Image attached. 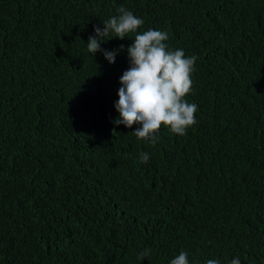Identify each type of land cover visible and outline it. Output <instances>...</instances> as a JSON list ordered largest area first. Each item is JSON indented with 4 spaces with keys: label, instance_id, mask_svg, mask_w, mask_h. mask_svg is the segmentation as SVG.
I'll return each instance as SVG.
<instances>
[{
    "label": "trees",
    "instance_id": "1",
    "mask_svg": "<svg viewBox=\"0 0 264 264\" xmlns=\"http://www.w3.org/2000/svg\"><path fill=\"white\" fill-rule=\"evenodd\" d=\"M120 7L197 57L183 136L162 125L153 145L113 123L128 55L109 64L86 45ZM182 250L264 264V0H0V264Z\"/></svg>",
    "mask_w": 264,
    "mask_h": 264
},
{
    "label": "clouds",
    "instance_id": "2",
    "mask_svg": "<svg viewBox=\"0 0 264 264\" xmlns=\"http://www.w3.org/2000/svg\"><path fill=\"white\" fill-rule=\"evenodd\" d=\"M118 15L102 22L103 28L95 27L94 35L89 36L86 49L95 56L102 52L109 64H114L117 54L130 62L129 68L119 79L118 101L114 108L119 113L113 123L136 130L130 134L138 140L155 145L162 125L174 134L183 136L190 126L197 123L195 114L198 106L184 99L192 87L191 76L195 71L197 57H186L182 49L170 50L166 31L148 29L138 32L144 21L124 7L117 9ZM135 33L132 44H126L127 36ZM112 37L113 50L101 49L103 41ZM94 131L100 130L96 125L90 126ZM137 140V141H138ZM149 154L141 155V162L147 163ZM137 169V168H136ZM134 172L125 168L124 174ZM182 250L170 264H190L188 253ZM151 249L138 254L143 260ZM205 264H219L217 259H208ZM230 264H240L238 257Z\"/></svg>",
    "mask_w": 264,
    "mask_h": 264
},
{
    "label": "rangeland",
    "instance_id": "3",
    "mask_svg": "<svg viewBox=\"0 0 264 264\" xmlns=\"http://www.w3.org/2000/svg\"><path fill=\"white\" fill-rule=\"evenodd\" d=\"M129 167H130L131 171H135V170H136V168H137V167H136V165H132V164H130V166H129Z\"/></svg>",
    "mask_w": 264,
    "mask_h": 264
}]
</instances>
